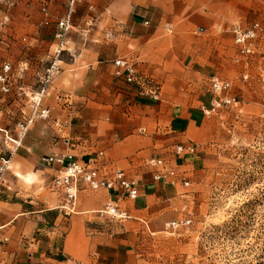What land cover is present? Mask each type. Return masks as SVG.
<instances>
[{
	"label": "crops",
	"instance_id": "crops-1",
	"mask_svg": "<svg viewBox=\"0 0 264 264\" xmlns=\"http://www.w3.org/2000/svg\"><path fill=\"white\" fill-rule=\"evenodd\" d=\"M42 3L43 19L26 25L27 42L56 51L59 70L38 104L45 55L11 57L0 116V165L10 157L0 171V264H142L137 239L175 219L208 164L210 78L237 74L235 29L264 17V0H76L63 39L58 21L70 0ZM120 57L149 78L143 91L117 74ZM22 133L19 146L7 137ZM179 144L196 149L178 153ZM48 156L65 163H46ZM70 160L107 177L123 171L140 181L139 195L80 180L70 202L53 186ZM165 170L173 173L155 178ZM112 201L126 218L102 213Z\"/></svg>",
	"mask_w": 264,
	"mask_h": 264
},
{
	"label": "rangeland",
	"instance_id": "rangeland-1",
	"mask_svg": "<svg viewBox=\"0 0 264 264\" xmlns=\"http://www.w3.org/2000/svg\"><path fill=\"white\" fill-rule=\"evenodd\" d=\"M42 6V0H0V73L7 75L11 57L22 54L45 55L46 70L53 63L56 51L27 42L26 25L43 19ZM256 21L264 27V17ZM235 64L239 71L226 79L236 103L204 112L214 128L209 161L174 215L191 221L167 228V220L140 235L135 246L142 264H264V30L254 52L239 51ZM4 83L10 87L8 78ZM4 83L1 117L9 92Z\"/></svg>",
	"mask_w": 264,
	"mask_h": 264
},
{
	"label": "built area",
	"instance_id": "built-area-1",
	"mask_svg": "<svg viewBox=\"0 0 264 264\" xmlns=\"http://www.w3.org/2000/svg\"><path fill=\"white\" fill-rule=\"evenodd\" d=\"M76 0H70V10L66 16L58 21L59 30L56 33L57 38L63 39L68 30L72 25V11L73 6ZM264 30L263 25L256 21L251 24L250 27L245 29L241 27H237L235 29V43L239 48V51L242 55L249 56L254 52L255 42L261 33ZM115 64L118 66L117 74L124 75L129 82L135 83L140 91L145 89V85H147L149 78L145 76L138 75L135 62L120 57L115 60ZM5 71H9L10 65H5ZM59 70V65L57 61H54L47 73L44 77V85L41 88L37 103L41 97L46 93L47 85L50 82L54 73ZM7 80V75L0 73V83H4ZM4 90L9 91L10 87L4 83L2 86ZM232 82L229 79L222 78L218 75H214L210 78L208 90L212 95L211 105L210 107L204 108V112L211 113L212 111L217 110L222 105H228L236 103L235 95L231 94ZM155 98L158 97V92L152 93ZM44 114V112H42ZM32 121V118L28 120V123ZM22 129H26L27 124L21 126ZM3 130V129H2ZM24 133H22L19 137L13 138L11 136H7L10 141H12L16 146L21 144V137ZM196 146L194 144L183 145L179 144L177 146L178 153L183 151L194 152ZM70 158V157H69ZM46 163H54L60 162L65 163V157H55L48 156L44 158ZM153 162L156 165H164V161L161 158L154 159ZM10 163V157L3 156L0 171H5ZM173 172H168L165 170L164 172H159L155 175L156 179H165L169 174ZM80 180H84L87 183V186L93 190H99L101 188H111L116 184H119L122 187L121 193L123 195L129 196L131 198H136L139 195L140 191V181L135 178L128 177L123 171H116L112 177H107L106 175L101 174L100 169L93 164H89L86 162H80L78 160H70L68 161L62 170V172L53 180V186L56 188H64L66 192L67 199L73 203L76 196L77 184ZM186 184H188L186 182ZM102 213L107 214L111 218L123 219L128 215L125 211L120 209V205L117 201H112L106 205V207L102 210ZM190 219L181 218L175 219L167 222V228H177L181 225H187L190 223Z\"/></svg>",
	"mask_w": 264,
	"mask_h": 264
}]
</instances>
